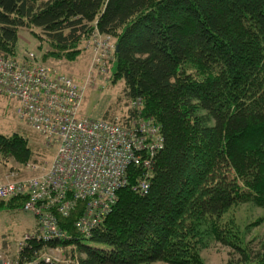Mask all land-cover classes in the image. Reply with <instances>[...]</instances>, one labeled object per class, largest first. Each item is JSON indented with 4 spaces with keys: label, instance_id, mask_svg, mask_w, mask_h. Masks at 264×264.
I'll use <instances>...</instances> for the list:
<instances>
[{
    "label": "trees",
    "instance_id": "obj_1",
    "mask_svg": "<svg viewBox=\"0 0 264 264\" xmlns=\"http://www.w3.org/2000/svg\"><path fill=\"white\" fill-rule=\"evenodd\" d=\"M22 29L48 44L44 60L71 59L93 30L116 37L114 75L140 105L101 119L129 126L139 110L163 136L146 191L133 190L141 169L130 167L90 238L61 243L75 246L79 264H204L203 224L242 203L264 210V0H0V54L17 56ZM36 156L27 139L0 134V170ZM75 219L61 218L72 236ZM41 248L31 243L21 257ZM233 249L240 258L227 264H264V250Z\"/></svg>",
    "mask_w": 264,
    "mask_h": 264
},
{
    "label": "built area",
    "instance_id": "obj_2",
    "mask_svg": "<svg viewBox=\"0 0 264 264\" xmlns=\"http://www.w3.org/2000/svg\"><path fill=\"white\" fill-rule=\"evenodd\" d=\"M2 97L17 101L18 125L37 134L54 154L50 162L32 161L0 172V202L23 198L22 211L34 219L16 258L0 254V264H68L61 253L75 246L61 243L90 238L116 203L117 192L129 184L130 167L141 169L133 190L146 191L151 160L163 147L160 127L152 118L142 119L139 110L129 126L83 116L77 84L31 51L21 57L0 54ZM133 105L138 108L140 102ZM71 214L74 236L61 228V218ZM31 243L42 248L32 259L21 257Z\"/></svg>",
    "mask_w": 264,
    "mask_h": 264
},
{
    "label": "rangeland",
    "instance_id": "obj_3",
    "mask_svg": "<svg viewBox=\"0 0 264 264\" xmlns=\"http://www.w3.org/2000/svg\"><path fill=\"white\" fill-rule=\"evenodd\" d=\"M115 42L116 37L103 36L93 30L78 46L73 47L77 48L78 52L73 54L71 59L49 57L44 60L43 55L50 49L48 44H42L27 30L22 29L18 34L16 53L17 57H21L25 52H34L39 59L42 57L44 64L58 74L72 79L81 90L83 116L100 119L109 112L108 116L118 118L126 115L129 108L135 107L124 99L123 81L114 75ZM16 108V100L0 98V134L10 136L17 133L27 139L31 149L39 154L36 156L38 162H50L54 154L53 149H45L37 134L18 125L15 118ZM9 167L17 165L13 163ZM33 226L34 219L30 213L0 208V254L15 259L23 236L29 233ZM201 229L203 234L197 247L198 255L204 264H227L230 260L236 262L240 258V253L233 249L236 247L250 250V256L264 250V210L252 203L232 207L220 219H212L203 224ZM43 251L54 253L48 249ZM61 257L69 261L68 264H75L80 255H77L76 249L64 248Z\"/></svg>",
    "mask_w": 264,
    "mask_h": 264
},
{
    "label": "water",
    "instance_id": "obj_4",
    "mask_svg": "<svg viewBox=\"0 0 264 264\" xmlns=\"http://www.w3.org/2000/svg\"><path fill=\"white\" fill-rule=\"evenodd\" d=\"M116 51H117V47H116Z\"/></svg>",
    "mask_w": 264,
    "mask_h": 264
}]
</instances>
